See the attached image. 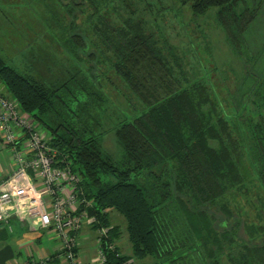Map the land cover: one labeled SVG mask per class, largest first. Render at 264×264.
Here are the masks:
<instances>
[{"label": "trees", "instance_id": "trees-1", "mask_svg": "<svg viewBox=\"0 0 264 264\" xmlns=\"http://www.w3.org/2000/svg\"><path fill=\"white\" fill-rule=\"evenodd\" d=\"M176 1L197 19L213 12L242 63L243 76L227 99L208 69L187 70L184 56L166 36L157 39L148 31L144 19L133 12L113 18L118 0H63L67 14L75 16L71 54L86 47L84 36L89 41L88 32L76 33L78 9L86 16L84 28L100 39L103 62L144 106L115 128L120 160L105 152L87 126L89 119L97 123L90 108L107 101L101 90L85 84L82 98L74 96L68 105L58 95L61 86L23 76L1 57L0 83L72 160L92 202L89 213L102 223L98 228H109V211L125 219L132 255L120 256L111 237L104 238L105 264H264V225L245 224L246 241L239 239V221L225 226L235 219L239 198L255 191L264 197V0ZM59 103L80 115L65 120L57 113Z\"/></svg>", "mask_w": 264, "mask_h": 264}, {"label": "rangeland", "instance_id": "rangeland-1", "mask_svg": "<svg viewBox=\"0 0 264 264\" xmlns=\"http://www.w3.org/2000/svg\"><path fill=\"white\" fill-rule=\"evenodd\" d=\"M115 7L113 18H126L133 12L144 19L147 30L157 39L162 34L166 36L189 63L187 70L200 74L202 68L208 69L222 99L235 91L238 77L244 73L243 65L230 51L223 30L215 24L213 12L197 19L188 7L182 8L176 0H118ZM66 9L63 0H0V57L23 76L43 80L49 86H61L58 95L68 105L75 97L82 98L79 93L84 92L83 87L88 88L85 84L101 90L107 101L100 107L90 108L97 123L89 119L87 122L91 125L87 126L93 128L105 152L120 160L123 149L115 128L123 118L140 115L144 106L109 63L103 62L100 39L90 31V26L84 28L86 16L78 9L76 33L84 36L88 32L89 41L84 36L86 47L80 48L78 55L71 54L69 29L75 16L68 15ZM74 112L65 109L64 104L57 106V113L67 121L76 119L75 114L80 115ZM39 128L48 131L41 125ZM238 201V206L233 207L235 219L227 221L225 226L239 221L242 224L239 239L246 241L245 224L264 225V204L261 203L264 197L255 191L250 198L241 197ZM113 212L121 217L120 225L126 230L124 218Z\"/></svg>", "mask_w": 264, "mask_h": 264}, {"label": "built area", "instance_id": "built-area-1", "mask_svg": "<svg viewBox=\"0 0 264 264\" xmlns=\"http://www.w3.org/2000/svg\"><path fill=\"white\" fill-rule=\"evenodd\" d=\"M0 144L6 148L10 166L9 171L0 166V224L11 229L18 220L47 230L60 241L65 263L80 264L78 234L85 226L98 224L97 217L89 213L92 202L84 197L83 179L73 171L72 160L52 145V135L22 111L1 83ZM109 231L98 228L104 264L101 243ZM21 264L47 263L26 260Z\"/></svg>", "mask_w": 264, "mask_h": 264}, {"label": "crops", "instance_id": "crops-1", "mask_svg": "<svg viewBox=\"0 0 264 264\" xmlns=\"http://www.w3.org/2000/svg\"><path fill=\"white\" fill-rule=\"evenodd\" d=\"M5 149V146L0 144V166L9 171L10 166L8 155L4 153ZM122 222L119 215H114L113 211L107 212V224L110 229L108 237H111L120 256L129 257L132 255V245L128 238L127 223L124 230L120 225ZM11 225L10 229L0 224V264H21L26 260L47 264H66L60 241L49 231L40 229L32 223L23 224L18 220L13 221ZM99 225L102 223L98 220V224L85 226L78 234L80 264H104L100 259L98 245Z\"/></svg>", "mask_w": 264, "mask_h": 264}]
</instances>
